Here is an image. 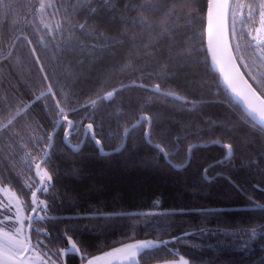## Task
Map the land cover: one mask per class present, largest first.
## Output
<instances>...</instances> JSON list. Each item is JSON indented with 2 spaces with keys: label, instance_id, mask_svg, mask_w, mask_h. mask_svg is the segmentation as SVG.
Returning a JSON list of instances; mask_svg holds the SVG:
<instances>
[{
  "label": "trees",
  "instance_id": "16d2710c",
  "mask_svg": "<svg viewBox=\"0 0 264 264\" xmlns=\"http://www.w3.org/2000/svg\"><path fill=\"white\" fill-rule=\"evenodd\" d=\"M45 2L54 7L41 12L40 0H0V126L15 116L0 132V176L24 201L30 196L20 195L21 185L36 180L26 153L41 163L52 136L42 165L52 181L47 193H38L48 203L47 218L33 220L41 232L30 231L33 243L42 242L37 248L60 261L52 252L68 248L67 233L80 253L64 255V264H82L83 254L154 239L160 246L139 254L138 264L181 258L188 264H264V210L255 207L264 205V130L213 68L208 0H159L156 11L142 7L149 0ZM256 2L233 0L231 6L242 29L236 34L240 52L250 64L248 33L256 34L259 21H248L244 5ZM141 19L173 27L162 34L134 22ZM49 83L55 95L36 101ZM156 84L185 100L153 93ZM113 89L121 90L99 99ZM92 100L94 106L82 107ZM56 101L74 128L56 123ZM89 123L99 144L85 135Z\"/></svg>",
  "mask_w": 264,
  "mask_h": 264
},
{
  "label": "snow or ice",
  "instance_id": "6c2138e0",
  "mask_svg": "<svg viewBox=\"0 0 264 264\" xmlns=\"http://www.w3.org/2000/svg\"><path fill=\"white\" fill-rule=\"evenodd\" d=\"M159 3V0H149V2L142 7H146L148 11H156L155 4ZM232 6V0H208V48L212 52L213 66L216 67L222 74L224 79V84L227 90H229L235 97V99L243 106L248 116L252 121L258 123L262 130H264V35L260 33L264 32V0H257L255 7L251 4L244 5L247 7V18L249 22L255 23L258 18L259 27L255 29L256 35H253L249 31L248 35L250 41L247 47L254 49V56L251 60V64L245 59V56L241 54V44L240 41L236 39V34L242 29L237 28L236 24V14L230 12ZM239 6V5H238ZM48 7H54V5L48 4L45 0H40L39 11L43 12ZM231 15V26L229 27V17ZM136 23L145 24L147 27L153 28L154 31H161L162 34H166L173 25H165L163 23L151 25L146 24V21L141 19L134 21ZM41 23H44L43 17H41ZM57 29L60 25L57 24ZM80 27H83L82 25ZM44 28L48 29V35L51 37L50 44L55 48H59L60 45L56 42V36L53 34L50 26L44 23ZM37 33L41 29H35ZM170 38V37H166ZM27 43L31 46L32 41L28 39ZM235 41V43H233ZM38 43L44 48H49L50 44L45 43V36L38 35ZM217 48H221L223 51L227 52V66L225 67V61L221 58H217ZM235 49V52L232 49ZM31 54L35 58L37 64H39V56L36 55L35 46L31 47ZM12 55L9 50L7 56ZM187 59V56L182 57ZM239 61V63H238ZM241 66L245 71H241ZM40 73L44 80L47 81V73L44 72V67L39 64ZM245 72L247 75H245ZM255 85V87L253 86ZM135 87L147 88L148 86L144 84H135ZM123 87V86H122ZM259 89V90H258ZM121 89H113L107 92L104 96L99 97V99L110 100L117 92ZM153 93H160L163 96H171L173 99L184 101L185 98L180 97L171 92H161L159 84L154 85L149 89ZM50 94L55 95L52 92L51 83L48 84L47 93L42 92L39 96L35 98L39 101L44 95ZM194 103V102H193ZM96 104L95 100L89 101L86 105L82 107H90ZM25 109H20L16 112V116H19ZM57 115L60 117L56 123L59 125H65L68 129L75 127L73 122L68 119V115L65 113L64 108L60 107V102L56 101ZM71 112H75L76 109H71ZM15 116L9 117L7 122L0 126V132L6 131L13 124ZM148 117L142 116L141 120H147ZM14 134V133H13ZM71 133L66 132L65 135L68 136ZM85 135L91 136L96 144L100 141L95 139V133L93 131V125L88 124L85 128ZM43 142V137L40 138ZM52 136L49 134V143L44 145V152L42 153L41 163H36V157L31 156V153H26V157L31 161L30 167L35 168L36 180L33 183H23L21 185L20 195L27 194L30 196L29 201H24L19 198V196L10 190L0 188V193L7 196L8 200L15 205V221L14 226L11 231L5 230L4 227H0V264H29L31 260V255H25L26 253L35 254L37 247L42 243L37 240L35 243L32 242L30 231H35L36 233L41 232V229H35L33 225V220H44L46 219V210L48 208V203L46 201L40 200L38 193L44 194L49 190V185L52 181V175L47 171L46 168H42L43 164H46L49 159L48 149L51 147ZM74 148L76 146H73ZM162 153L164 149L159 145H155ZM229 151H231L232 146L229 144L226 146ZM166 155V153H164ZM6 183L3 176H0V185ZM34 189V190H33ZM29 206V210L36 213L38 210L45 212L44 216L37 215L33 217L32 215L25 216L24 208ZM256 208L264 210V205L255 204ZM8 220H12L13 217H7ZM27 221V225L25 222ZM45 235H49L45 233ZM64 239L68 242L67 249H60L52 252V255L60 259L61 264H64L62 257L71 253H80L75 241L72 240L67 233L62 234ZM251 235H256V230H251ZM167 242H161V244ZM160 245L151 241H138L135 243L124 244L122 247L114 248L110 252L103 253L102 256H95L89 258L87 254L80 256L81 260L87 261V264H100L101 261H106V264H111L112 258L121 260L125 264H138L137 256L141 253H148L150 250L156 249ZM43 255H48L44 253ZM37 258L39 254H37ZM51 264H56V261L51 260ZM41 264H48L47 261H41ZM181 264H187L181 258Z\"/></svg>",
  "mask_w": 264,
  "mask_h": 264
},
{
  "label": "rangeland",
  "instance_id": "374dc122",
  "mask_svg": "<svg viewBox=\"0 0 264 264\" xmlns=\"http://www.w3.org/2000/svg\"><path fill=\"white\" fill-rule=\"evenodd\" d=\"M258 27H259V25H258ZM260 35H264V32L260 33ZM0 188L6 189V190H10V191L14 192L9 187L4 186V185H0ZM5 208H8V209H5ZM24 214H25V216H28L29 215V212L26 210V208H24ZM9 216H12L13 219L12 220H8L7 217H9ZM14 221H15V205L8 200V198H7L6 195H4L3 193H0V227H4L5 230L11 231L12 228H13V226H14ZM25 224H26V222H25ZM138 241H151V242H154L156 244H159L160 243L159 241L154 240V239H140V240L129 241V242L123 243V244L118 245V246H116L114 248H119V247H122L124 244L135 243V242H138ZM114 248H111L109 250L103 251V252H101L99 254H96V255H94L92 257L102 256L103 253L110 252ZM44 253L45 252H42V251H40L37 248L35 254L26 253L25 255H31V260L29 261V264H41V261L42 260L43 261H47L48 264H51V261L49 260V257H51V260L56 261V264H61L60 261L54 259L51 255H49V254L48 255H43ZM37 254H39V257L40 258H37ZM92 257H90V258H92ZM138 259H139V254L137 256V261H138ZM106 261H107V258H106L105 261H101L100 264H106ZM183 261H186V260L183 259ZM162 263L163 264H181V259L174 260V261H170L169 263H164V262H162ZM82 264H87V261H85ZM111 264H125V262H123L121 260H117L115 258H112ZM155 264H159V263H155ZM187 264H188V262H187Z\"/></svg>",
  "mask_w": 264,
  "mask_h": 264
},
{
  "label": "water",
  "instance_id": "95a60500",
  "mask_svg": "<svg viewBox=\"0 0 264 264\" xmlns=\"http://www.w3.org/2000/svg\"><path fill=\"white\" fill-rule=\"evenodd\" d=\"M233 1V0H232ZM230 12H231V8H230ZM229 27H230V17H229ZM206 44H207V49H208V54H209V57H210V59H211V62H212V65H213V61H212V52L209 50V48H208V9H207V17H206ZM232 51L233 52H235L234 51V49H232ZM217 58L218 59H223L224 61H225V67L227 66V64H226V61H227V52L226 51H223L221 48H217ZM238 63H239V61H238ZM213 68L215 69V71L219 74V76H220V79H221V81H222V83H223V85L225 86V84H224V79H223V74L216 68V67H214L213 66ZM240 70L241 71H243V69H242V67L240 68ZM246 75V74H245ZM254 86V85H253ZM255 87V86H254ZM226 88V87H225ZM227 90V89H226ZM228 91V93L230 94V96L233 98V100L243 109V106L235 99V97H234V95L229 91V90H227ZM243 111L244 112H246L244 109H243ZM247 114V113H246ZM248 115V114H247ZM258 124V123H257ZM30 215H34V213L33 212H31V214Z\"/></svg>",
  "mask_w": 264,
  "mask_h": 264
},
{
  "label": "crops",
  "instance_id": "0c3cea01",
  "mask_svg": "<svg viewBox=\"0 0 264 264\" xmlns=\"http://www.w3.org/2000/svg\"><path fill=\"white\" fill-rule=\"evenodd\" d=\"M164 263H169V262H164ZM159 264H163V263H159Z\"/></svg>",
  "mask_w": 264,
  "mask_h": 264
},
{
  "label": "flooded vegetation",
  "instance_id": "af4514ba",
  "mask_svg": "<svg viewBox=\"0 0 264 264\" xmlns=\"http://www.w3.org/2000/svg\"><path fill=\"white\" fill-rule=\"evenodd\" d=\"M5 209H8V208H5Z\"/></svg>",
  "mask_w": 264,
  "mask_h": 264
}]
</instances>
